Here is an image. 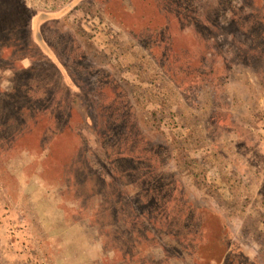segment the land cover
Segmentation results:
<instances>
[{
	"label": "rangeland",
	"instance_id": "rangeland-1",
	"mask_svg": "<svg viewBox=\"0 0 264 264\" xmlns=\"http://www.w3.org/2000/svg\"><path fill=\"white\" fill-rule=\"evenodd\" d=\"M0 264H264V0H0Z\"/></svg>",
	"mask_w": 264,
	"mask_h": 264
},
{
	"label": "clouds",
	"instance_id": "clouds-1",
	"mask_svg": "<svg viewBox=\"0 0 264 264\" xmlns=\"http://www.w3.org/2000/svg\"><path fill=\"white\" fill-rule=\"evenodd\" d=\"M3 74L6 77H12L14 75V73L10 69H4ZM10 84H11V82L9 80H5L3 83V86H2L3 90H5V91L11 90Z\"/></svg>",
	"mask_w": 264,
	"mask_h": 264
},
{
	"label": "crops",
	"instance_id": "crops-1",
	"mask_svg": "<svg viewBox=\"0 0 264 264\" xmlns=\"http://www.w3.org/2000/svg\"><path fill=\"white\" fill-rule=\"evenodd\" d=\"M33 20H34L35 25H37V27H38V26L41 27L40 24H41L42 22L50 21L49 18H45V19H43L41 13H39L36 17H35V15H34ZM40 27H39V28H40ZM49 56H50V55H49ZM50 58H52V57H50ZM52 59H53V58H52ZM20 61L22 62L23 59L21 58ZM54 62L57 63V62L55 61V59H54Z\"/></svg>",
	"mask_w": 264,
	"mask_h": 264
}]
</instances>
